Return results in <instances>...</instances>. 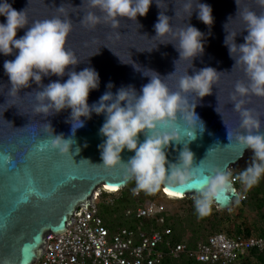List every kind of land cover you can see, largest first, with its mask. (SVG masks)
Instances as JSON below:
<instances>
[{
    "label": "water",
    "instance_id": "1",
    "mask_svg": "<svg viewBox=\"0 0 264 264\" xmlns=\"http://www.w3.org/2000/svg\"><path fill=\"white\" fill-rule=\"evenodd\" d=\"M8 2L17 11L26 10L30 23L62 16L58 8L64 6L73 24L67 47L81 62L70 66L65 76L44 77L42 83L63 82L68 78L67 71L95 68L100 75V86L90 93V105L109 91L106 87L109 82L114 85L113 93L129 85L139 92L150 79L143 75L146 70L158 73L172 91L179 90V78L187 72L194 75L205 67L221 72L210 95L199 98L195 93L186 94L191 105H196L195 111L205 131H197V138L191 142L185 137L184 143L173 142L165 149L170 163H178L179 152L185 144L194 154L190 183L162 184L166 190L196 197L207 186L209 169L218 167L230 173L251 150L243 151L234 138L230 142L227 136V128L233 133L240 130V115L234 110L231 94L237 82H247L242 66L234 67L235 61L224 43L228 32L237 34V44L243 43L247 35L237 15L236 0H199L212 7L214 23L211 26L197 18L198 10L186 17L183 0H161L162 9L153 2L146 16H139L135 21L121 18L119 28L115 29L107 23L95 28L80 23L81 17L91 10L87 0L83 7V0ZM240 9L264 14V8L259 7L256 0H240ZM161 11L171 18L177 30L191 24L203 33L204 52L193 59V66L185 60L176 65L180 57L174 45L162 44L159 38H154V25ZM5 22L6 17L0 16V23ZM26 31L27 27L18 30L17 38ZM14 58L15 55H0V264H33L42 254L46 234L64 231L73 215L91 203L98 188L103 185L126 188L134 178L126 175L122 165H103L99 148L105 139L99 133L105 121L103 114L93 113L91 119L82 118L84 126L73 132L70 108L48 116L34 112L35 92L42 90L35 82L20 89L15 96L9 95L11 82L3 64ZM248 99L247 107L264 120V98L250 96ZM44 124L51 125L53 135L74 141L70 155H62L50 147L52 130H46ZM144 139L141 133L140 142ZM45 142H49L47 149L40 147ZM133 155L134 152L125 149L121 159L127 162ZM231 183V190L222 191L212 201L222 210L231 208L240 198L232 180Z\"/></svg>",
    "mask_w": 264,
    "mask_h": 264
},
{
    "label": "clouds",
    "instance_id": "2",
    "mask_svg": "<svg viewBox=\"0 0 264 264\" xmlns=\"http://www.w3.org/2000/svg\"><path fill=\"white\" fill-rule=\"evenodd\" d=\"M153 2L161 8V0H87L91 10L81 17L80 23L91 28L102 23L119 28L121 18L135 21L139 16H146ZM84 3L85 0L81 7ZM256 3L264 8V0H256ZM236 4L237 15L247 35L243 43L237 44V34L228 32L224 43L235 61L234 67L242 66L247 82H237L231 94L234 110L240 115V130L233 133L226 128L230 142L234 138L243 151L251 149L253 153L251 162L238 174L241 184L251 188L264 178V120L247 107L250 96L264 98V14L251 9L241 10L240 0H236ZM182 10L186 17H191L193 11L198 10L200 21L209 26L214 23L209 4L183 0ZM58 11L63 15L30 23L26 10L17 11L8 0H0V16L6 17V22L0 23V55H15L14 59L5 60L3 64L11 82L9 95L15 96L20 89L35 82L42 90L35 92L34 112L48 116L70 108L73 132L84 126L82 118L91 119L93 113L103 114L105 121L99 129L100 135L105 137L99 145L103 165H122L126 175L136 182L134 191L156 192L162 184H189L193 178V152L185 144L179 152L178 163H170L165 149L173 142L177 145L184 143L185 137L191 142L197 138V131H205V125L195 111L196 105H191L186 94L195 93L199 98L210 95L221 72L212 67L202 68L194 75L187 72L179 78V90L172 91L158 73L146 70L143 75L150 79L139 92L129 85L113 93L114 85L109 82L106 85L109 91L90 105V93L100 86V75L95 68L67 71L68 78L63 82L42 83L44 77L65 76L70 66L81 62L67 47V39L73 29L70 14L64 6ZM26 27L25 34L17 38L18 30ZM154 29V38H159L162 44L172 43L178 51L180 58L176 65L180 60L190 61L192 65L193 59L204 52L203 33L191 24L177 30L164 11L159 13ZM216 111L219 113L218 108ZM44 126L46 130H52L50 147L62 155H70L74 141L53 135L50 124ZM141 133L145 135L143 142L139 140ZM40 147L47 149L49 142ZM125 149L134 152L127 162L121 159ZM230 175L218 167L208 170L207 186L194 200L198 213H206L222 191L231 190ZM169 194L175 195L174 192Z\"/></svg>",
    "mask_w": 264,
    "mask_h": 264
},
{
    "label": "built area",
    "instance_id": "3",
    "mask_svg": "<svg viewBox=\"0 0 264 264\" xmlns=\"http://www.w3.org/2000/svg\"><path fill=\"white\" fill-rule=\"evenodd\" d=\"M233 169L230 170V179L240 193V198L235 201L238 202L247 195ZM135 183L133 179L130 184ZM135 188L133 185L132 198L136 200L145 193H153L134 191ZM125 189L113 191L106 185L98 188L91 203L73 215L64 231L46 234L42 254L33 264H163L167 255L175 259V264H183L180 259L187 252V246L182 241L173 242L174 231L168 224V217L153 210L155 202H150L151 206L142 203L126 205L122 211L125 222L114 230L109 227L101 214V200L105 194L112 196ZM160 190L170 199L196 198L193 195H168L162 186ZM108 200L110 205L116 203L114 197ZM251 249L264 251V235L230 236L226 232H216L200 240L192 253L200 262L235 264L240 254Z\"/></svg>",
    "mask_w": 264,
    "mask_h": 264
},
{
    "label": "trees",
    "instance_id": "4",
    "mask_svg": "<svg viewBox=\"0 0 264 264\" xmlns=\"http://www.w3.org/2000/svg\"><path fill=\"white\" fill-rule=\"evenodd\" d=\"M252 151L249 157L248 164L251 162ZM243 170V169H242ZM238 170L237 175L242 171ZM264 184V178L260 180L258 184L255 186L248 188L246 190L247 198L241 201H238V206L240 209H244L245 207H253L259 214H263L262 219L264 220V188L261 187V184ZM129 184L126 189L122 192V196L116 201L114 205H101V214L105 217L107 224L111 229H116L118 225L123 224L125 221L122 217V211L124 207L128 204L142 203L145 205H150V202H155L154 197H152L151 193H145L139 199L132 198V188ZM176 200L175 203L166 205L162 201L156 207L153 206V210H158L165 213L168 217V224L172 227L174 231L173 242L178 243L181 242V238L176 236V232L180 231V221L176 218H170V213L173 214V206H182L184 207L185 213L187 216L190 215V220L193 222V227L195 228L189 234L190 241L186 244L187 252L181 257L180 261L183 264H213V263H204L198 261L192 251H194L200 242V240L207 238L209 235L216 232H226L230 236H239V235H264V227L260 226L258 232L257 230H252L251 224L247 221L248 218L243 217L239 219L240 214H235V209H218L216 205L212 204L209 207V210L206 213H198L195 208L194 200L195 198H180V199H171ZM151 206V205H150ZM239 219V220H238ZM241 221V222H239ZM197 228V229H196ZM209 228L210 234L205 235L202 239L199 240V237L203 234V230ZM197 230V231H196ZM163 264H175V259L171 256H166ZM219 264V263H214ZM235 264H264V251L258 249H251L245 253L239 255Z\"/></svg>",
    "mask_w": 264,
    "mask_h": 264
},
{
    "label": "rangeland",
    "instance_id": "5",
    "mask_svg": "<svg viewBox=\"0 0 264 264\" xmlns=\"http://www.w3.org/2000/svg\"><path fill=\"white\" fill-rule=\"evenodd\" d=\"M250 154H251V150L244 157V160H243L244 165H246L248 163ZM242 169H244L243 166L241 164H238L233 170L234 171H238V170H242ZM133 185H136V183L133 184ZM133 185H131L130 187L132 188ZM240 185H241V182H240ZM260 186L264 188V184L263 183ZM151 195H152V197H154L155 203H157V204L159 203V201H162L166 205H170V204H173V203L176 202V200H171L170 198L165 197L162 194L160 189L158 191H156V192L151 193ZM121 196H122V193H120V192L118 194H115V195H112V196H109L108 194H105L103 199L101 200L100 206L101 205L111 206L110 204H108L109 197H114L116 199V201H117ZM156 207H157V205H156ZM232 207L234 209H237L239 207L238 203L235 202ZM173 208H174L173 214L170 213V218L174 217V218H176L177 220H179L181 222L180 225H179L180 231L178 230V233L176 232V236L178 235V237H180L182 239L181 241L183 243L187 244L188 241L191 240L190 236H189V234L191 232L190 231L188 232V230H187L190 227H188L187 224L188 223L192 224L194 221L190 220V215L186 217L187 214L185 213L184 207H182L180 205H178V206L175 205V206H173ZM210 231L211 230L209 228H207L206 231L203 230V234L199 237V240L202 239L205 235L207 236L208 234H210Z\"/></svg>",
    "mask_w": 264,
    "mask_h": 264
},
{
    "label": "crops",
    "instance_id": "6",
    "mask_svg": "<svg viewBox=\"0 0 264 264\" xmlns=\"http://www.w3.org/2000/svg\"><path fill=\"white\" fill-rule=\"evenodd\" d=\"M240 187L244 192H246V190L248 189V188H245L242 184L240 185ZM240 212H242V214H240ZM235 214H238V215L240 214L239 216L241 217H239V219H242L243 217L248 218L247 221L249 222V224H251L252 230L255 229L257 230L256 232H258V230L260 229V226L264 227V220L262 219L263 214H259L253 207L248 206L242 210L240 209V207H238L237 209H235ZM187 226L190 227L187 229L188 232L189 231L191 232L195 228V226L193 227V223L192 224L188 223Z\"/></svg>",
    "mask_w": 264,
    "mask_h": 264
},
{
    "label": "bare ground",
    "instance_id": "7",
    "mask_svg": "<svg viewBox=\"0 0 264 264\" xmlns=\"http://www.w3.org/2000/svg\"><path fill=\"white\" fill-rule=\"evenodd\" d=\"M109 188H110V190H113V191H116V190L120 189L119 187H115V186H112V187L109 186ZM169 192H171V191H168V195H170ZM171 196H174V197H184L185 195L182 194V193H175V195H171Z\"/></svg>",
    "mask_w": 264,
    "mask_h": 264
},
{
    "label": "flooded vegetation",
    "instance_id": "8",
    "mask_svg": "<svg viewBox=\"0 0 264 264\" xmlns=\"http://www.w3.org/2000/svg\"><path fill=\"white\" fill-rule=\"evenodd\" d=\"M243 160L244 159H242V161L239 164H241L243 166V168H246L248 166V163L246 165H244Z\"/></svg>",
    "mask_w": 264,
    "mask_h": 264
}]
</instances>
